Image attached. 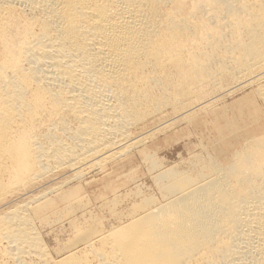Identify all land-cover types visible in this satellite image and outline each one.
Listing matches in <instances>:
<instances>
[{"label": "bare ground", "instance_id": "bare-ground-1", "mask_svg": "<svg viewBox=\"0 0 264 264\" xmlns=\"http://www.w3.org/2000/svg\"><path fill=\"white\" fill-rule=\"evenodd\" d=\"M253 84L264 101V0H0V264H264L257 110L228 164L172 167L160 176L172 199L97 244L81 235L92 260L90 249L53 260L34 222L50 176L128 153L166 107Z\"/></svg>", "mask_w": 264, "mask_h": 264}, {"label": "rangeland", "instance_id": "rangeland-1", "mask_svg": "<svg viewBox=\"0 0 264 264\" xmlns=\"http://www.w3.org/2000/svg\"><path fill=\"white\" fill-rule=\"evenodd\" d=\"M230 84L226 87L233 85V83ZM257 89V84L248 85L216 96V98L217 92L215 91L216 94L211 92L210 95L204 97L207 101L214 102L208 107H206L207 102L203 98H200L199 101L198 98L197 101L195 98L193 102L190 100L192 104L190 101L188 103L191 104V107L187 104L184 110L180 108L181 111L179 109L175 111L172 106L166 107L167 110H163L162 114L161 112L159 115H157L158 113L154 114L151 118L152 121L141 124L142 126L139 125L133 130V137H141L142 139H139L142 142L135 139L138 143L134 144L128 153V150L124 151L125 155L121 154L119 157L111 158L102 164V167L94 163L91 167L83 166L79 172L74 168L72 169L74 172L71 171L70 175L69 173L64 174V178L56 174L53 176L54 180L50 181L52 176L49 177H52L51 179L45 180L48 182L47 184L43 181L40 193L43 194L45 190V193H48L42 197L41 202L39 201L34 206L37 208L48 207L44 209L45 211L38 212L39 215L36 214L37 219L34 222L41 233L50 257L57 261L71 252L83 254V251L87 252L90 249L87 254L92 260L94 258L92 252V255L90 254L92 248L86 243L87 240L81 239V235L89 234V240L98 243L97 239L101 235L124 225L147 209L172 199L174 195L167 193L162 187H165V183H169L168 179L160 178L161 174L168 169L174 167L172 169L181 172L188 171L187 173L196 176L200 172H204V169L212 161L221 160L223 164H228L248 134H254L258 129L259 123L254 119L250 121V113L257 110L264 118V101L257 94ZM213 96L216 101L213 100ZM186 107L187 109H185ZM188 107L195 109L197 116L193 114L195 112L193 110L192 114H188L191 117L188 119L185 116L187 115L186 111L190 109ZM152 130L153 133H151ZM210 154L211 156H209ZM152 155L155 156L154 159H152ZM156 160H158L157 163L154 162ZM204 163L208 164L207 167L203 165ZM189 164L192 166L190 167ZM77 176L79 177L77 178ZM66 180H69L67 184ZM63 181L65 185H62ZM59 183L61 184L60 188L53 189L52 192L48 191L49 187H54ZM46 186L47 188H45ZM70 192L72 196L67 201L64 199L65 194ZM148 200H150V204H147ZM51 205L53 206L50 207ZM92 261L96 264L98 260L95 258Z\"/></svg>", "mask_w": 264, "mask_h": 264}]
</instances>
